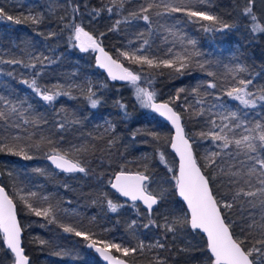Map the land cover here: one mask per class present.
<instances>
[{
  "label": "trees",
  "instance_id": "16d2710c",
  "mask_svg": "<svg viewBox=\"0 0 264 264\" xmlns=\"http://www.w3.org/2000/svg\"><path fill=\"white\" fill-rule=\"evenodd\" d=\"M148 2L159 4L160 0H125L123 9L113 7L112 0H0V9L7 15L22 20L29 15L40 17L38 24H32L30 21L15 24L0 19V61L19 59L23 64H27L31 62V56L37 55L54 60L51 64L46 61L44 66L37 64L35 69L24 67L23 64L0 63V96L14 103L26 101L21 107L27 108L30 104L31 116L43 117L39 126L24 124L18 116H13L12 120L20 125L19 128L0 122V136L8 137L13 134L21 137V145L34 157L32 160H22L18 156L0 152V158L7 162L10 170L17 171L18 182L34 189L37 198L48 197L46 201L43 200L42 205H55L61 209L74 208L76 220H79V230L100 239L113 236L127 240V244L132 246L138 241H151L154 237L161 239L162 232L155 227L145 229L143 225L147 223L148 213L137 203L136 207H132L133 202L121 200L107 185L115 171L123 169L144 172V165L147 164L146 174L153 179L152 187L163 184L169 190L166 207L161 211L173 210L182 215L185 211L174 193V181L171 179L173 173L168 171V167H171L175 172V159L167 148L170 130L155 113L140 105L132 85L107 79L95 67L89 51L81 52L78 48L70 46L71 33L64 28L61 17H64L65 21L74 20L80 23L85 31L100 41L109 55L141 75L139 86L155 91V99L168 101L176 95L177 89L186 90L180 94V98L172 107L182 114L186 133L196 141L195 154L202 168L204 151L211 148V142L201 141L195 135L202 128L209 126L205 125L204 117L192 115L193 107H201L196 104L200 96L192 95L193 89H197L201 95L204 92L212 93L205 97L203 107L206 110L211 102H224L230 110L237 112L240 119L249 122L247 126L256 121L264 123V101L256 100L255 108H244L238 101L223 95V91L235 83L233 75L252 80L248 87L254 94L251 98L264 94V33H253L249 23L242 17L245 0H175L178 6L187 5L191 10L205 11L232 26L224 31L209 32H205L201 27L208 25V21L197 20L194 23L182 12L156 16L157 11H164L162 5L148 13L151 26L142 19L129 15L131 12H139L140 6H146ZM70 4L79 9L80 15L72 13ZM109 7H113L111 14L107 11ZM93 9L103 10L93 18ZM255 12L257 14L256 8ZM117 20L121 21L118 30L109 31ZM53 32L55 35L46 38ZM170 32H175L176 35L173 36ZM140 33H143L142 37L139 36ZM144 39L149 41V45L145 46L147 54L154 57L170 58L165 57L168 48H172L173 53L198 55L191 56L190 66L182 76L170 69H150L130 64L118 56V49L135 50ZM189 40H194L195 46L189 44ZM201 64L204 65L203 68L200 67ZM238 65H242L246 71L231 73L230 70ZM37 71L40 72L38 77L34 75ZM208 72L214 75L209 76ZM34 78L43 88L55 90L54 86L59 85L63 91L70 92V96L61 95L52 104H46L21 82ZM149 80L152 82L148 83ZM209 82L216 83L217 88H207ZM73 84L79 87L69 88V85ZM89 86L95 92V98L100 101L96 108H92L85 98ZM217 95L221 97L220 101L215 100ZM118 101L125 106L127 114L120 109ZM184 105L193 107L186 112ZM245 113L247 115H244ZM73 120H78L79 123H72ZM61 123L64 124L63 129L58 127ZM109 123L114 126V131L106 132ZM30 135L29 140L27 137ZM42 135L50 138L53 144H42L39 149L28 147ZM109 140L113 143L109 144ZM52 147L69 152L71 158L78 160L86 168L87 174H63L51 169L44 158L51 153ZM160 153L164 154L168 167L161 163ZM218 162L225 168L233 163L228 156H223ZM38 168H41L40 171H35ZM6 182L0 171V183L12 197ZM212 188L218 199L223 196L222 187L213 184ZM105 196L122 207L115 213L110 212ZM13 200L22 228V246L30 258V264H101L84 247L85 240L64 233L60 223L42 222L34 228V238L28 237L23 221L34 216L28 214L23 217L20 202L14 199V196ZM239 207L237 205L231 213L226 214L227 222L237 221L238 225ZM245 207V215L250 212L259 219L258 208L247 205ZM154 218L162 223L159 215ZM133 220L137 223L133 229H129L128 226ZM232 230L236 236H241L239 226H234ZM40 240L46 243L41 245ZM162 242L166 243L170 250H150L126 259L133 264H155L158 257L164 259L166 264H207L204 239L190 229L184 230L175 240L172 239V234H168L167 239ZM185 248H191L192 251L181 250ZM9 257L10 254L6 250L0 251V264H10Z\"/></svg>",
  "mask_w": 264,
  "mask_h": 264
},
{
  "label": "snow or ice",
  "instance_id": "6c2138e0",
  "mask_svg": "<svg viewBox=\"0 0 264 264\" xmlns=\"http://www.w3.org/2000/svg\"><path fill=\"white\" fill-rule=\"evenodd\" d=\"M125 0H112L113 7L124 8ZM163 6L164 11H157L156 16H162L166 13H184L192 22L208 21V25H201L205 32L209 31H224L232 26L224 23L219 17L211 15L205 11L191 10L187 5L181 7L175 3V0H160V3L148 2L146 6L141 5L139 12L129 13L135 19H142L146 24L151 26V17L148 13L153 8H160ZM256 0H245V5L242 8L241 15L249 23L250 30L253 33H264V24L259 20L255 12ZM74 15H80L79 9L75 6L69 5ZM113 7L107 8L111 14ZM93 9V18L100 14V11ZM119 15V12L116 13ZM195 18V19H193ZM0 19H6L15 24H20L23 21H30L32 24L40 22L39 16H25L21 18L7 15L3 9H0ZM64 28L71 33L69 43L71 47L78 48L81 52L93 51L97 53L96 64L99 68L107 72L108 77L113 81H126L133 86L137 101L143 108L150 109L152 112L158 113L166 121H168L172 128L175 129V134L171 137V148L179 158L178 172H173L171 167H168L167 161L163 153L159 154L161 163L168 167V171L172 172L171 179L174 181L175 194L178 195L184 204L187 206V211L182 215L176 214L173 210L161 211L166 207V202L169 196V190L163 184H159L153 188V179L147 175L148 166L144 165V172H137L135 174L126 173L123 169L115 174L114 180L109 181L110 187L115 189L121 196L126 197L132 201V207H136V202H142L147 209V223L143 225L145 229L155 227L162 232L161 239H157L150 245H145L144 241H139L135 246H125L122 243L113 241H106L96 237L93 234L77 230L75 227L68 224H60L64 233L73 234L77 237H82L87 241V247L94 249L103 258L107 264H129L126 259L137 253H143L146 247L152 249H168V245L163 240L167 239L168 234H172V239L175 240L179 234L186 229H191L193 233L199 235L202 233L206 237V252L207 264H264V123L256 121L247 126L249 122L240 119L236 111H232L224 102L209 103L207 110L203 107L205 104V97L212 95V93L204 92L202 95L197 89L192 90V95L200 96L196 100L197 105H201L199 109H195L192 105H184L187 112L190 107H193L192 115L194 117H204L205 125L209 127L202 128L195 133L196 137L201 141H210L211 148H206L203 155V168L198 163L196 157V148L194 145L196 141L193 140L185 131L182 124V114L176 111L172 105L180 98V94L185 92L184 88L177 89L176 95L170 97L168 101L157 103L156 92L150 91L147 87L139 86L141 75L133 72L125 67L123 63L114 59L102 47L100 41L85 31L80 23L74 20L65 21L61 17ZM121 21L117 20L109 31H117ZM175 36V32H170ZM55 33H49L46 38H51ZM101 35H104L101 33ZM139 36H143L140 33ZM183 38H181L182 40ZM132 43V41H129ZM189 44L195 46L194 40H189ZM146 45H149L147 39L143 40L135 50H120L118 49V56L127 60L130 64L146 66L150 69L165 68L170 69L177 75H184L190 66L191 53L183 55L179 52L173 53L172 48H168L165 52V57L159 58L147 54ZM31 56V53H29ZM54 63L53 59L47 56H31V62L23 64L22 60L9 59L2 60L0 63L7 64H23L24 67L35 69L37 64L44 66L45 62ZM204 67L203 64L200 65ZM246 69L242 65L236 66L230 70L231 73H242ZM213 76L212 72L207 73ZM11 75V73H9ZM36 77L40 76V72L34 73ZM235 83L230 84L223 95L231 100L238 101L244 108H255L256 100L264 101V94L256 95L248 90L252 80L237 78L232 76ZM33 93L40 100L46 104H52L57 97L64 95L70 96V92L63 91L59 85L53 88H43L37 79L31 81L22 80ZM152 81L149 80L148 83ZM79 87V85H69V88ZM207 88L216 89L217 84L209 82ZM83 91V89H81ZM95 92L92 87L87 89L86 99L92 108H96L100 103L99 99L95 98ZM216 101H220L219 95L215 96ZM26 101L14 103L11 100L0 96V122H4L8 126L19 128L12 118L18 116L24 124H32L39 126L43 117L31 116L30 110L32 106L29 104L27 108L21 107ZM122 111H125V106L117 102ZM29 113V115H25ZM244 115H247L245 113ZM31 116V118H30ZM217 120L219 122H217ZM72 123H79L78 120H73ZM60 129L64 128V124H59ZM242 129L243 131H238ZM114 131V126L110 123L105 129L106 132ZM158 138V137H154ZM5 137L0 136V152L8 153L13 156H18L22 160H32L31 155L25 146L20 143L21 137L10 136L8 142H5ZM31 139V135L27 137ZM52 145L53 141L45 136H41L38 141L29 144L28 147L39 149L42 144ZM113 143L109 140V144ZM234 149V151H232ZM80 151V149H76ZM51 154L47 155V159L59 169L61 172L70 173H84L87 170L82 164L71 158L69 152L60 151L55 147L50 150ZM223 156H228L233 161L227 168L219 163ZM238 157H243L238 159ZM206 170H208L206 172ZM35 171L39 172L40 169ZM216 184L218 187L224 189V194L221 198H217L213 192L212 185ZM24 189L17 191V197L22 201L24 207L31 214L37 217H43L49 223H56L55 210L53 206L37 207L31 201L37 196V193L29 191L27 195H23ZM46 201L48 197H43ZM104 199L107 201V208L110 212H117L119 207L111 199ZM239 205V223L233 221L229 223L225 216L232 212L234 208ZM259 209V219H256L250 212L245 215L247 208ZM159 215L162 218V223L158 222L154 216ZM133 220L129 224V229H133L136 225ZM239 226L241 236H236L233 233V227ZM186 234V232H185ZM135 232H133V236ZM0 240H2V248L0 251L6 250L10 254V264H30V258L26 255L25 249L22 246V228L17 219V210L14 200L4 187L0 186ZM39 243L44 245L46 241L40 240ZM182 251H192L191 248L181 249ZM113 252L120 253L121 257L113 255ZM60 253H57L59 255ZM155 264H166L162 258H156Z\"/></svg>",
  "mask_w": 264,
  "mask_h": 264
},
{
  "label": "rangeland",
  "instance_id": "374dc122",
  "mask_svg": "<svg viewBox=\"0 0 264 264\" xmlns=\"http://www.w3.org/2000/svg\"><path fill=\"white\" fill-rule=\"evenodd\" d=\"M255 8L257 9V16L259 17L260 22L262 24H264V0H256ZM89 52L92 54L91 50ZM10 136H13V134L10 135ZM10 136H8V137L4 136L6 138L5 142H8V138H10ZM10 166H13V165L10 164ZM38 169H41V168H38ZM0 171H1L2 176L5 179V181H7L6 183H8L7 185L9 187V193H11L12 198L14 196V199L18 200L20 202L21 206H22V209H21L22 216L26 217V216H28V214H31L24 207L22 201L17 197V191L19 189L23 188L24 192L22 194L23 195H27V193L29 191L34 192V189L32 187H29V186H28L29 188H27V186H25V185L21 184L20 182H18V180H17L18 179L17 178V171L15 169L10 170L9 169V165L7 164V162H5L1 158H0ZM42 198L43 197H40V198L35 197V198L32 199L31 202L37 207H48L49 206L48 204L42 205L43 204V200H44ZM53 208L55 210V217H56V221H57L56 223L68 224V225H71V226L75 227L77 230H79V225H78V223H79L78 221L79 220H76L77 219L75 217L76 210L74 208H71V209L62 208L61 209V208H59L57 206L55 207V205H54ZM31 215L34 216V218L30 217L27 220L23 221V226L26 227V231H27L28 237L33 239L35 234H36V231H35L34 228L37 227L38 224H41L42 222H48V221L46 219H44L43 217H37V216H35L33 214H31ZM34 222H37V223H34ZM157 239H160V238L159 237H154L151 241H147V242H144V243L147 246V245H150L151 243H154ZM103 240L113 241V242H116V243H122L125 246H128L127 240L114 238L113 236H110V237L105 238ZM138 242H136V243H138ZM133 246H135V245H133ZM152 250L156 251L158 249H152ZM146 251H150V250L146 247L144 253H146ZM155 253H157V252H155ZM155 253L153 254L154 256H155ZM60 254H62V253H60ZM117 254L121 255L120 253H117Z\"/></svg>",
  "mask_w": 264,
  "mask_h": 264
},
{
  "label": "water",
  "instance_id": "95a60500",
  "mask_svg": "<svg viewBox=\"0 0 264 264\" xmlns=\"http://www.w3.org/2000/svg\"><path fill=\"white\" fill-rule=\"evenodd\" d=\"M96 55H97V53H95V52L92 51V60H93V63H94V65H95V67H96L98 70H100L101 73H102L107 79L111 80V79L108 77L107 72H106L104 69L99 68V67L97 66V64H96ZM112 81H113V80H112ZM114 82L128 83V82H126V81H114ZM155 100H156L157 103L166 102V101L157 100V99H155ZM149 110H150V109H149ZM150 111H151V110H150ZM151 112H152V111H151ZM153 113H155V112H153ZM155 114L158 116V118H159V119H160V120H161V121H162V122H163V123L169 128V130H170V135H169V140H168L167 148H168V151L172 154V156H173L174 159H175V172H178L179 158L176 156L175 152L172 150V148H171V144H170L171 137L175 134V129L172 128L171 124H170L168 121H166L163 117H161L158 113H155ZM49 154H51V153H49ZM49 154H47V155H49ZM47 155H46L45 158H44V161L46 162V164H47L51 169H53V170H55V171H58V172H61L59 169L55 168V166L51 163V161H50L49 159L46 158ZM117 172H119V171H115V172L112 174V176H111V178H110L109 181L114 180V178H115V174H116ZM125 172H126V173H130V174H135V173H137L136 171H125ZM61 173H63V172H61ZM63 174H66V173H63ZM0 186H2L1 183H0ZM107 186H108V188H109L111 191L115 192V193L119 196V198H120L121 200H124V201H127V202H132V201L128 200L126 197L121 196L118 192L115 191V189H112V188L110 187L109 182H108V185H107ZM2 187H3V186H2ZM174 193H175V189H174ZM175 196H176V198L181 202V204H182V206H183V208H184V211L186 212V211H187V206L184 204V202L182 201V199H181L178 195L175 194ZM136 203L139 204V205L144 209L145 212H147V209L144 207V205L142 204V202L137 201ZM14 204H15V203H14ZM147 213H148V212H147ZM17 219H18V217H17ZM18 222H19V220H18ZM189 229H190V228H189ZM190 230H191V229H190ZM200 235H201V236L203 237V239H204L205 250H206V237H204V235H203L202 233H200ZM84 247H85L88 251H90V252L92 253V255H94L95 258H96L101 264H107V262L103 260V258L99 255V253H97L94 249H92V248H88V247H87V241H85V243H84ZM113 255H114V256H117V257H121V256H118V255H116V254H114V253H113ZM121 258H123V257H121ZM129 264H133V263L129 262Z\"/></svg>",
  "mask_w": 264,
  "mask_h": 264
}]
</instances>
